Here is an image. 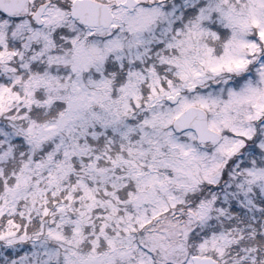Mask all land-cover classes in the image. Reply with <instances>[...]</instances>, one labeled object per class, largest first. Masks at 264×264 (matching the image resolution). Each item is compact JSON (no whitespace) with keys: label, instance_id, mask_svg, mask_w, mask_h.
I'll return each instance as SVG.
<instances>
[{"label":"snow or ice","instance_id":"1","mask_svg":"<svg viewBox=\"0 0 264 264\" xmlns=\"http://www.w3.org/2000/svg\"><path fill=\"white\" fill-rule=\"evenodd\" d=\"M0 264H264V0H0Z\"/></svg>","mask_w":264,"mask_h":264}]
</instances>
